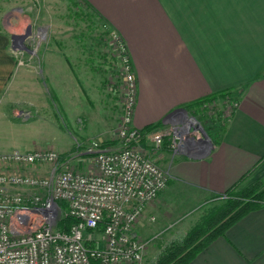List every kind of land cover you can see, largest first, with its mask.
Returning a JSON list of instances; mask_svg holds the SVG:
<instances>
[{
    "label": "crops",
    "instance_id": "0c3cea01",
    "mask_svg": "<svg viewBox=\"0 0 264 264\" xmlns=\"http://www.w3.org/2000/svg\"><path fill=\"white\" fill-rule=\"evenodd\" d=\"M87 1L127 45L137 80L138 129L212 94L230 89L233 96L240 94L207 155L176 154L184 157L172 165L167 187L156 203L146 205L136 225L141 238L162 223L170 197H189L200 205L264 177V0ZM10 44V35L0 30L2 117L6 106L21 101L11 93L37 89L32 80L11 79ZM5 131L0 129V152L31 150L20 148ZM188 264H264V205L247 212Z\"/></svg>",
    "mask_w": 264,
    "mask_h": 264
},
{
    "label": "rangeland",
    "instance_id": "374dc122",
    "mask_svg": "<svg viewBox=\"0 0 264 264\" xmlns=\"http://www.w3.org/2000/svg\"><path fill=\"white\" fill-rule=\"evenodd\" d=\"M0 30L10 37L27 34L23 40L11 38L15 59L11 79L37 84L36 91L25 85L27 92L10 94L21 101L6 106L7 116H0V129L5 128L8 138L20 148L54 149L63 156L65 167L83 171L92 167L94 154L86 150L93 142L111 150L121 147L127 84L114 40L119 34L94 8L81 0H0ZM231 100L217 99L189 112L213 143L226 124L229 106L236 102ZM142 144L170 175L172 165L184 157L153 149L148 138ZM50 168L38 165L28 172L48 175ZM169 199L162 223L143 233L147 239L140 237L147 242L144 264L154 263L172 242L183 239L223 203L216 196L200 205L184 196Z\"/></svg>",
    "mask_w": 264,
    "mask_h": 264
},
{
    "label": "built area",
    "instance_id": "2783aa9c",
    "mask_svg": "<svg viewBox=\"0 0 264 264\" xmlns=\"http://www.w3.org/2000/svg\"><path fill=\"white\" fill-rule=\"evenodd\" d=\"M114 40L127 84L121 147L93 142L86 150L94 154L87 171L65 167L54 149L0 152V264H144L147 242L135 225L167 187L170 172L142 143L148 138L155 150L193 154L203 133L189 113L146 134L135 126V70L123 40L119 35ZM45 164L51 167L48 175L28 172ZM66 215L78 219L69 232L57 227Z\"/></svg>",
    "mask_w": 264,
    "mask_h": 264
},
{
    "label": "trees",
    "instance_id": "16d2710c",
    "mask_svg": "<svg viewBox=\"0 0 264 264\" xmlns=\"http://www.w3.org/2000/svg\"><path fill=\"white\" fill-rule=\"evenodd\" d=\"M81 1L92 7L87 0ZM109 32L110 30L107 31V33ZM233 95V90L230 89L212 94L185 107L188 112L194 113L196 109L204 107L217 99L237 101L240 97V94ZM161 126H163V122L160 121L144 127L141 131L146 134ZM224 128L225 124L222 132ZM217 197H222L223 203L215 206L212 213L205 217L202 222L192 227L183 239L172 242L152 264H188L199 251L215 238L224 235L227 229L247 212L263 206L264 177L242 188L235 185ZM62 206L65 207L66 203L62 202ZM77 221V218L66 215L59 219L57 227L61 231L69 232L71 226Z\"/></svg>",
    "mask_w": 264,
    "mask_h": 264
},
{
    "label": "water",
    "instance_id": "95a60500",
    "mask_svg": "<svg viewBox=\"0 0 264 264\" xmlns=\"http://www.w3.org/2000/svg\"><path fill=\"white\" fill-rule=\"evenodd\" d=\"M26 35H16L13 34L12 35V40L14 42L15 39H19V40H23ZM179 114H188V110L185 107H181V108H177L175 110H173L172 112H170L166 118L164 119L163 122H169L171 121L175 116L179 115ZM202 132H203V137L201 139V143L199 144L196 153L190 154L193 157H203L205 155H207L212 148L215 146V144L211 141L209 135L206 133V131L202 128Z\"/></svg>",
    "mask_w": 264,
    "mask_h": 264
}]
</instances>
